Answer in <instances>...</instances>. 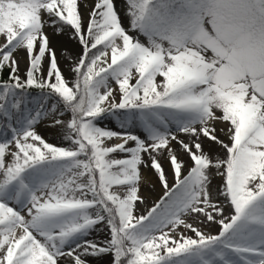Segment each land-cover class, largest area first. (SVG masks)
<instances>
[{
    "label": "snow or ice",
    "instance_id": "6c2138e0",
    "mask_svg": "<svg viewBox=\"0 0 264 264\" xmlns=\"http://www.w3.org/2000/svg\"><path fill=\"white\" fill-rule=\"evenodd\" d=\"M79 8L0 0V264H264V0ZM142 168L163 188L151 207Z\"/></svg>",
    "mask_w": 264,
    "mask_h": 264
},
{
    "label": "rangeland",
    "instance_id": "374dc122",
    "mask_svg": "<svg viewBox=\"0 0 264 264\" xmlns=\"http://www.w3.org/2000/svg\"><path fill=\"white\" fill-rule=\"evenodd\" d=\"M120 1H122V3H123V12H125V8H124L125 0H120ZM114 3H115V0H114ZM93 7L94 6L90 5L88 12L86 10H84L83 8L81 9V7L79 8L80 12L82 13V15L84 17L85 23L87 22L88 15H89V13H90V11L92 10ZM65 40H67L68 42L74 43L75 46L77 47V50L74 53L73 57H71L70 62L67 65H65L66 67H64L66 69V71L60 68L61 71H62V73L64 74V76L67 79L71 80V79H74V75H73V73L70 72L69 67L72 64L73 60L76 59V57L81 53L82 49H81V46L77 42H75V41H69L66 36H65ZM3 42H4L3 38H0V45ZM18 61H19V67H20V74L23 76V74H24V72L26 70V67H27V58H26V56H24V57L18 58ZM64 71H65V73H64ZM106 123H108L109 127L112 126L111 128L113 130H117V131L120 130L116 126V124H115L114 121L108 120V121H106ZM37 131L42 136H44L49 142L55 143V144H58V145L61 144V141H57L56 140V137L53 135V133L44 124H40L38 126V128H37ZM139 134L142 137L144 135L142 131H140ZM221 135L223 136V134H221ZM172 144H176V143L175 142H172ZM176 145H178V144H176ZM178 156L180 157L181 160L184 161V159H183V153L182 152H179ZM145 159H147V157H145ZM161 160H162L163 167L165 168L166 172L168 173L169 183L171 184L173 182V180H172L171 169L169 167V162H168L167 159H164V158H161ZM141 170H142V174L143 175L150 177L151 180H152V184H149L147 187L142 186V192L145 195L150 194V198H148V202H147V205L146 206L147 207H151L153 201L159 199V197L163 194V188L161 187V185L159 184L158 180L153 175V173H152V171L150 169L142 168ZM153 184L155 185L154 188H153ZM220 184H221L220 177L214 176L213 177V187L214 188L215 187H218ZM143 188L144 189L146 188L148 191L147 190L143 191ZM221 200H222V198H221ZM221 202H223V201H221ZM146 206L145 205L138 204L137 205V211H138V213L139 212H143L145 210V207ZM193 222L195 223V221H193ZM197 226L200 227L203 231L210 232L211 234H217L218 231H219V225H217V224H211L210 226H209V224H204V225L197 224ZM188 234L189 235H192V233H190V232ZM105 236H106V233L105 232H100V233L93 232L91 234V236L89 237V239L103 240L105 238ZM60 264H67V260L62 258L61 261H60Z\"/></svg>",
    "mask_w": 264,
    "mask_h": 264
},
{
    "label": "bare ground",
    "instance_id": "6f19581e",
    "mask_svg": "<svg viewBox=\"0 0 264 264\" xmlns=\"http://www.w3.org/2000/svg\"><path fill=\"white\" fill-rule=\"evenodd\" d=\"M96 0H78V3L80 4L81 9L83 8L84 10H86L87 12L89 11V7L90 5L94 6L95 5ZM84 3L88 4V7L85 8L84 7ZM115 6L117 8V11L120 13L121 17L124 18V12H123V3L120 0H115ZM125 25H127V21L125 20ZM4 42L0 45L3 46ZM52 47L55 49L56 51V56L58 59V65L61 69L65 70L66 69L64 67H66L65 65H67L70 60L71 57H73L74 53L77 50V47L75 46L74 43L68 42L67 40H65V36L64 37H56L52 39ZM70 54V55H69ZM14 56L18 59L21 57H24L25 54L23 53V51L21 50H17L16 53H14ZM64 71V73H65ZM112 127V126H110ZM221 138L223 139L224 137L220 134ZM181 139H185L187 140V137H185L183 134H181ZM57 141H61L59 138L56 137ZM62 143V141H61ZM205 150H208V142L207 140H204V144H203ZM173 149L176 150L177 154H179V152H182L180 150V146L176 145V144H172ZM217 150L214 147V151ZM183 153V159L185 162H189V157L186 153ZM147 190L146 188H143V191ZM148 191V190H147ZM148 198H150V194H147ZM150 200V199H149ZM222 201V200H221ZM230 209L228 208V206L225 205V214H229Z\"/></svg>",
    "mask_w": 264,
    "mask_h": 264
},
{
    "label": "trees",
    "instance_id": "16d2710c",
    "mask_svg": "<svg viewBox=\"0 0 264 264\" xmlns=\"http://www.w3.org/2000/svg\"><path fill=\"white\" fill-rule=\"evenodd\" d=\"M6 76H7V69H5L4 78H6Z\"/></svg>",
    "mask_w": 264,
    "mask_h": 264
}]
</instances>
